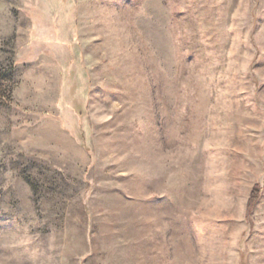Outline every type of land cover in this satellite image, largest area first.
<instances>
[{
  "label": "rangeland",
  "instance_id": "1",
  "mask_svg": "<svg viewBox=\"0 0 264 264\" xmlns=\"http://www.w3.org/2000/svg\"><path fill=\"white\" fill-rule=\"evenodd\" d=\"M0 264H264V0H0Z\"/></svg>",
  "mask_w": 264,
  "mask_h": 264
},
{
  "label": "trees",
  "instance_id": "2",
  "mask_svg": "<svg viewBox=\"0 0 264 264\" xmlns=\"http://www.w3.org/2000/svg\"><path fill=\"white\" fill-rule=\"evenodd\" d=\"M258 195H259V189L255 188L249 202V206H248L249 208L253 207V205L256 202V199L258 198Z\"/></svg>",
  "mask_w": 264,
  "mask_h": 264
}]
</instances>
